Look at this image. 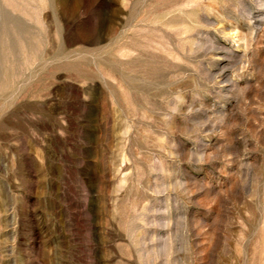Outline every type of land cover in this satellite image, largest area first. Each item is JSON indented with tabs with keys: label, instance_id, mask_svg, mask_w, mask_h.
I'll list each match as a JSON object with an SVG mask.
<instances>
[{
	"label": "rangeland",
	"instance_id": "rangeland-1",
	"mask_svg": "<svg viewBox=\"0 0 264 264\" xmlns=\"http://www.w3.org/2000/svg\"><path fill=\"white\" fill-rule=\"evenodd\" d=\"M0 264H264V0H0Z\"/></svg>",
	"mask_w": 264,
	"mask_h": 264
}]
</instances>
